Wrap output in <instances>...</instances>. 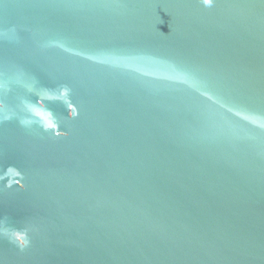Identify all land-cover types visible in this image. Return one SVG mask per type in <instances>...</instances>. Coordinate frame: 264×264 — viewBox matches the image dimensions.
<instances>
[{
  "label": "water",
  "instance_id": "water-1",
  "mask_svg": "<svg viewBox=\"0 0 264 264\" xmlns=\"http://www.w3.org/2000/svg\"><path fill=\"white\" fill-rule=\"evenodd\" d=\"M0 264H264V0H0Z\"/></svg>",
  "mask_w": 264,
  "mask_h": 264
},
{
  "label": "snow or ice",
  "instance_id": "snow-or-ice-1",
  "mask_svg": "<svg viewBox=\"0 0 264 264\" xmlns=\"http://www.w3.org/2000/svg\"><path fill=\"white\" fill-rule=\"evenodd\" d=\"M207 3L208 0H205ZM6 87V81L4 80L3 73H0V91H2ZM6 103V99L3 95H0V104Z\"/></svg>",
  "mask_w": 264,
  "mask_h": 264
}]
</instances>
